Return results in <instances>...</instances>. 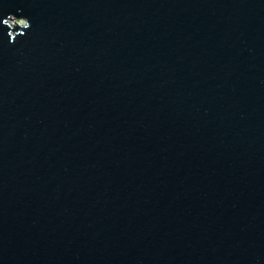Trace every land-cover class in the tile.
Segmentation results:
<instances>
[{"label": "water", "instance_id": "95a60500", "mask_svg": "<svg viewBox=\"0 0 264 264\" xmlns=\"http://www.w3.org/2000/svg\"><path fill=\"white\" fill-rule=\"evenodd\" d=\"M0 264H264V0H0Z\"/></svg>", "mask_w": 264, "mask_h": 264}, {"label": "snow or ice", "instance_id": "6c2138e0", "mask_svg": "<svg viewBox=\"0 0 264 264\" xmlns=\"http://www.w3.org/2000/svg\"><path fill=\"white\" fill-rule=\"evenodd\" d=\"M4 23H7L6 21H4Z\"/></svg>", "mask_w": 264, "mask_h": 264}, {"label": "rangeland", "instance_id": "374dc122", "mask_svg": "<svg viewBox=\"0 0 264 264\" xmlns=\"http://www.w3.org/2000/svg\"><path fill=\"white\" fill-rule=\"evenodd\" d=\"M21 23V22H20Z\"/></svg>", "mask_w": 264, "mask_h": 264}]
</instances>
